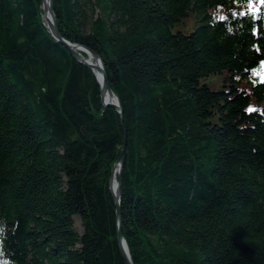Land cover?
<instances>
[{
  "label": "trees",
  "instance_id": "obj_1",
  "mask_svg": "<svg viewBox=\"0 0 264 264\" xmlns=\"http://www.w3.org/2000/svg\"><path fill=\"white\" fill-rule=\"evenodd\" d=\"M42 2L0 0V264H126L124 147L134 264H264V4L54 0L121 115Z\"/></svg>",
  "mask_w": 264,
  "mask_h": 264
},
{
  "label": "water",
  "instance_id": "obj_2",
  "mask_svg": "<svg viewBox=\"0 0 264 264\" xmlns=\"http://www.w3.org/2000/svg\"><path fill=\"white\" fill-rule=\"evenodd\" d=\"M53 3L54 0H43L42 2V8L44 11V15L49 16L51 20H48V29L50 33L54 36V38L62 43L70 52L71 54L82 64L91 67L95 71V66L90 60V58H86L82 52L87 53L88 55H92L95 59L99 60L101 63V67H99V73L96 72L98 80L100 82L101 88H102V98L103 102L106 106H112L114 107L121 115L123 113L122 107L120 100L118 96L113 92V90L110 87V83L108 80L106 68L104 66V63L101 59V57L94 52L93 50L89 49L88 47H85L83 45L73 43L68 41L62 36V33L60 31V27L58 24L57 16L55 13V10L53 8ZM110 95V97L113 98V96L116 97L117 101L114 102L111 98L106 100V96ZM125 144L127 142V138H125ZM125 147L121 151V155L118 159V161L115 163L112 175H111V189L113 191L114 199L117 205V219H118V240L121 246L122 254L124 256V259L126 261V264H134L131 257L130 253L128 250V246L126 243V240L123 237L122 233V210H121V186H122V181H121V172H122V167L125 159ZM116 169H118V180H117V185L114 186V174Z\"/></svg>",
  "mask_w": 264,
  "mask_h": 264
},
{
  "label": "bare ground",
  "instance_id": "obj_3",
  "mask_svg": "<svg viewBox=\"0 0 264 264\" xmlns=\"http://www.w3.org/2000/svg\"><path fill=\"white\" fill-rule=\"evenodd\" d=\"M44 20H45V22L48 24V20H51V18L49 17V16H46V15H44ZM85 53V52H84ZM86 54V58H90V60L92 61V63L94 64V66H95V71L96 72H98L99 73V67H101V63L99 62V60H97V59H95L92 55H88L87 53H85ZM112 99L114 102H116L117 101V99H116V97L115 96H113V98L112 97H110V95H107L106 96V100H108V99ZM117 174H118V169H116V171H115V174H114V186H116L117 185Z\"/></svg>",
  "mask_w": 264,
  "mask_h": 264
},
{
  "label": "snow or ice",
  "instance_id": "obj_4",
  "mask_svg": "<svg viewBox=\"0 0 264 264\" xmlns=\"http://www.w3.org/2000/svg\"><path fill=\"white\" fill-rule=\"evenodd\" d=\"M258 2L260 4H264V0H258ZM252 3H253V0H248V7L250 9V11L248 13L249 15H255L256 13H258L260 11V9L253 8ZM220 19H224V17H221ZM249 111H255V109L249 108Z\"/></svg>",
  "mask_w": 264,
  "mask_h": 264
},
{
  "label": "rangeland",
  "instance_id": "obj_5",
  "mask_svg": "<svg viewBox=\"0 0 264 264\" xmlns=\"http://www.w3.org/2000/svg\"><path fill=\"white\" fill-rule=\"evenodd\" d=\"M213 77H211V79H212Z\"/></svg>",
  "mask_w": 264,
  "mask_h": 264
}]
</instances>
